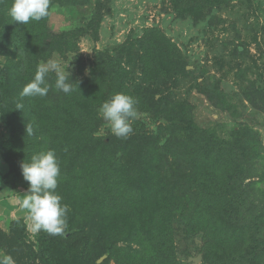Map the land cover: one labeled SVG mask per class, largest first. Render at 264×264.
Returning <instances> with one entry per match:
<instances>
[{"label":"rangeland","instance_id":"obj_1","mask_svg":"<svg viewBox=\"0 0 264 264\" xmlns=\"http://www.w3.org/2000/svg\"><path fill=\"white\" fill-rule=\"evenodd\" d=\"M191 2L188 8L183 0H51L49 16L23 25L9 15L12 0H0V71L16 91L12 113L20 114V128L32 126L36 144L20 148L13 172L27 192L21 164L65 148L57 157L56 192L69 208L63 236L34 232L28 213L1 212L0 258L10 256L13 264H195L189 259L201 256L196 264H264V0L215 2L204 13L201 0ZM49 61L70 73L74 88L65 94L55 88V71L46 77L52 91L40 105L62 122L54 133L48 125L39 131L45 116L35 112L40 97L20 96L37 66ZM116 93L139 100L127 139L117 138L99 112ZM144 135L164 152L159 159L166 174L160 176L167 177L170 197L186 194L174 202L172 221L162 230L130 205L125 209L124 201H131L121 197L132 193L124 184L143 164L127 161L116 142ZM7 137L4 128L0 141ZM199 137L198 146L206 138L214 154L219 146L232 149L213 155L218 182L234 198L228 206L238 212L227 222L210 215L197 224L190 214L217 211L206 202ZM78 158L82 165L74 169ZM76 178L81 182L70 188ZM152 205H145L147 217L159 204ZM244 211L249 215L240 216Z\"/></svg>","mask_w":264,"mask_h":264},{"label":"trees","instance_id":"obj_2","mask_svg":"<svg viewBox=\"0 0 264 264\" xmlns=\"http://www.w3.org/2000/svg\"><path fill=\"white\" fill-rule=\"evenodd\" d=\"M59 1H62V0H58V2ZM183 1H185V3H182V4L183 5L187 4L186 7H188L189 6L188 4L191 2V0H183ZM215 2H217V6H218L221 3L225 2V0H201V6L199 7V11L201 10L203 13L206 11H209L212 5L215 6L214 5ZM186 11L188 13H191L190 9ZM56 37L61 39L62 35H57ZM9 83L10 82L6 79V77L0 71V125L6 128L8 131V137L0 141V157L4 161L5 165L8 167V171L2 177L1 182L5 186L11 189H19L22 186L20 185L19 179L17 178L16 174L13 172L14 166L18 164L21 158V156H19L18 151H20V148L22 147L25 150L28 147H33V149H35L36 144L32 143L31 138L27 136L26 130L24 128L23 129L20 128V124H22V120L19 117L20 114H18V117H17L16 115L12 113V111L14 110L13 101H14V95L16 91H12L11 90L12 87L10 89ZM52 84L53 83L50 84L51 86L50 91H52ZM42 99H43L42 97H40L39 99L37 98L38 103L36 102L37 109L35 110V112H38V108H39L40 115L41 116L45 115L43 116V122L39 121L42 127V129H40L39 131H43L44 127H47L48 125L50 126V132L54 133V131L52 130H55V126L62 122H59L60 119L58 118H56V121H55V117L53 118L52 115L49 116L51 110L50 112L46 111V109L42 110L41 105H40ZM134 99L136 100L137 97H134ZM136 101H139V100H136ZM28 116H30L29 113H28ZM37 116L39 115L37 114L36 117ZM33 117H35L34 112H33ZM43 123H44V126H42ZM191 131H192L191 129L188 130V133H190ZM204 139L206 140V138ZM129 140H130L129 143L124 141L122 142V144H120L119 141H117L116 144L118 145V147H115L114 149L119 150L120 153H122V155L125 156V158H127V161H131L132 163L137 162V161L141 162L143 164V168L140 170H137V174L130 177V182L124 184V187H127L132 190V193L122 192L121 197L130 198L129 200L131 201V203L128 204L127 200H125L124 208L129 209L128 206L130 205V207L134 209L133 210L134 212L136 210L141 212L140 213L141 215L139 216H142L143 221L144 219H148V221H150L151 223L153 221L154 223L153 225L155 227H159L162 230L168 227L172 221V219L170 220L169 218L173 217L172 215L176 211V207H177L176 204H174V202L176 203L178 199H182V197L185 196L186 194L181 195L179 197L178 196L170 197V194L168 192L169 189L166 187V185H164V183L168 182L166 180L167 177L162 178L160 176V173L162 172L166 174L165 171L162 169L164 162L160 161L159 159V154H163L164 152L161 149L157 150L155 149V147H153L152 142L155 140V138H152L151 135H144L141 138H138L137 136L136 137L132 136V137H129ZM135 140H137V142H134V144H132L131 142ZM205 140H204V144L202 145V147L201 146L199 147L198 144H200V141H202V137H199L196 139V147L199 153V157L201 158L202 155L205 157V158H202V160L198 161L197 163L200 167H202L204 163L206 164L205 166L206 168H204V170H205V176L207 177V179L204 180V182H208L209 184L207 185L208 195L206 198V202L210 205H217V211H213V212L209 211L210 213L209 214L207 212L199 211L196 209L190 214L193 215L194 219L197 221V224L200 223L202 216H210V215L213 216L217 220V223L220 222L222 219H225L227 222L230 219H232V215H236V214L238 215V212L231 211L232 208L228 206V204L234 202V198L231 195L226 194V191H227L226 185L224 186V183H223V186H222L218 182V180L220 179V178L217 179V172H219L217 169L218 163H217V159L215 157L213 158V155L229 154V152L232 149H230V144L227 145V147L223 146L222 148L219 146V148L216 150V153L214 154V152L212 153L211 151V147H210L211 143H207ZM47 143L49 145L50 140H47ZM15 145H16V151L12 153L10 151V148L14 147ZM97 146L100 147L101 145L98 143ZM58 148L59 147H57V151L55 154L56 156L58 155L57 156L58 158H60V155H64V152H62L61 150L65 148H62V147H60V149ZM101 148L103 149L102 152L105 153L107 149L103 147ZM78 159L79 161H81V163H77L76 161H74L73 162L74 169L75 167H77L76 164L82 165V159L81 158H78ZM167 166H168V172H170V176L171 178H173L176 175L174 171H171L173 165L167 164ZM171 172H174V173H171ZM78 182H81L79 178H76L75 180L71 179L69 187L72 188L74 187V185L77 186ZM214 188L217 189V191ZM170 201L173 202L172 206L169 205ZM184 201H186V199ZM150 203H152L155 206L158 203L160 206L158 205L157 208L156 207L153 208L154 206L152 205L150 207V209L153 208L151 210L152 212L147 217L146 215L147 213L145 212V205H148ZM126 213L128 214V212ZM244 214L246 216L249 215L248 212L244 211L243 214L242 213L240 214V216H244ZM247 221H251V220H247ZM162 232L164 234V231Z\"/></svg>","mask_w":264,"mask_h":264},{"label":"clouds","instance_id":"obj_3","mask_svg":"<svg viewBox=\"0 0 264 264\" xmlns=\"http://www.w3.org/2000/svg\"><path fill=\"white\" fill-rule=\"evenodd\" d=\"M51 0H12L9 15L13 22L26 25L30 21H40L50 14ZM50 71L56 72L55 88L65 94L74 91L70 73H65L59 64L49 61L37 66L34 78L22 89L20 96L44 97L51 86L46 77ZM138 101L133 97L116 93L104 102L99 109L102 118L109 122L112 133L117 138L127 139L132 133L131 121L138 118ZM24 105L17 103L15 109L22 110ZM28 136L34 135L31 125L26 126ZM22 176L28 182V190L21 202L27 211L34 232L44 231L51 236H63L68 228L67 204L57 194L58 178L61 175L60 163L54 150L40 152L31 157L30 162L21 164ZM0 264H13L10 256L0 258Z\"/></svg>","mask_w":264,"mask_h":264},{"label":"crops","instance_id":"obj_4","mask_svg":"<svg viewBox=\"0 0 264 264\" xmlns=\"http://www.w3.org/2000/svg\"><path fill=\"white\" fill-rule=\"evenodd\" d=\"M2 127V125H0ZM0 127V131H4V128ZM0 165L1 168L5 169V163L4 161L1 159L0 157ZM7 173V171L2 174V176H4ZM1 176V177H2ZM1 177H0V213L4 212L7 214H13L14 212H19L22 213V215L27 214L26 210H22L21 207V202L25 197V191H22L20 189H11L7 186H5L2 182H1ZM20 205V207L16 208V206Z\"/></svg>","mask_w":264,"mask_h":264},{"label":"water","instance_id":"obj_5","mask_svg":"<svg viewBox=\"0 0 264 264\" xmlns=\"http://www.w3.org/2000/svg\"><path fill=\"white\" fill-rule=\"evenodd\" d=\"M199 259H201V256H198L197 258H190L189 260H191L193 263H197L199 261Z\"/></svg>","mask_w":264,"mask_h":264}]
</instances>
